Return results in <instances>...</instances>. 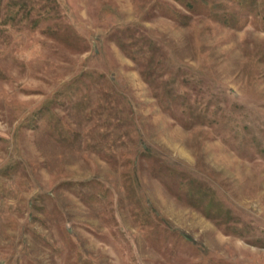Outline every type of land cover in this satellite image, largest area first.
<instances>
[{"label": "rangeland", "instance_id": "obj_1", "mask_svg": "<svg viewBox=\"0 0 264 264\" xmlns=\"http://www.w3.org/2000/svg\"><path fill=\"white\" fill-rule=\"evenodd\" d=\"M0 264H264V0H0Z\"/></svg>", "mask_w": 264, "mask_h": 264}]
</instances>
